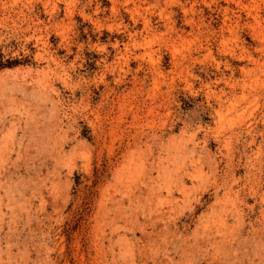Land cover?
Segmentation results:
<instances>
[{
    "label": "rangeland",
    "instance_id": "374dc122",
    "mask_svg": "<svg viewBox=\"0 0 264 264\" xmlns=\"http://www.w3.org/2000/svg\"><path fill=\"white\" fill-rule=\"evenodd\" d=\"M0 264H264V0H0Z\"/></svg>",
    "mask_w": 264,
    "mask_h": 264
}]
</instances>
